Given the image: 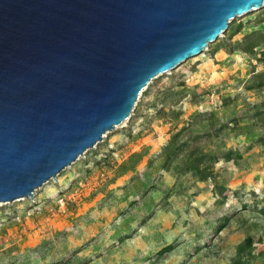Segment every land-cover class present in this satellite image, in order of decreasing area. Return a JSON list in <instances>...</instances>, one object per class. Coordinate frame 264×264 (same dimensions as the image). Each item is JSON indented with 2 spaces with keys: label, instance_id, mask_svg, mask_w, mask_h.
Segmentation results:
<instances>
[{
  "label": "rangeland",
  "instance_id": "obj_1",
  "mask_svg": "<svg viewBox=\"0 0 264 264\" xmlns=\"http://www.w3.org/2000/svg\"><path fill=\"white\" fill-rule=\"evenodd\" d=\"M156 127L172 132L151 152ZM0 264H264V7L32 199L0 202Z\"/></svg>",
  "mask_w": 264,
  "mask_h": 264
},
{
  "label": "water",
  "instance_id": "obj_2",
  "mask_svg": "<svg viewBox=\"0 0 264 264\" xmlns=\"http://www.w3.org/2000/svg\"><path fill=\"white\" fill-rule=\"evenodd\" d=\"M264 0H0V202L34 193L131 117L158 75Z\"/></svg>",
  "mask_w": 264,
  "mask_h": 264
},
{
  "label": "crops",
  "instance_id": "obj_3",
  "mask_svg": "<svg viewBox=\"0 0 264 264\" xmlns=\"http://www.w3.org/2000/svg\"><path fill=\"white\" fill-rule=\"evenodd\" d=\"M171 130L168 127H156L152 129L150 133L143 138L142 142H147L151 146V152L161 147L164 142L169 138ZM148 158V157H147Z\"/></svg>",
  "mask_w": 264,
  "mask_h": 264
},
{
  "label": "built area",
  "instance_id": "obj_4",
  "mask_svg": "<svg viewBox=\"0 0 264 264\" xmlns=\"http://www.w3.org/2000/svg\"><path fill=\"white\" fill-rule=\"evenodd\" d=\"M61 202H64V199H61Z\"/></svg>",
  "mask_w": 264,
  "mask_h": 264
}]
</instances>
